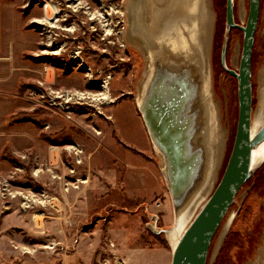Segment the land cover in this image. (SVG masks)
<instances>
[{
	"label": "rangeland",
	"instance_id": "obj_1",
	"mask_svg": "<svg viewBox=\"0 0 264 264\" xmlns=\"http://www.w3.org/2000/svg\"><path fill=\"white\" fill-rule=\"evenodd\" d=\"M128 2L0 0V264H171L162 230L172 229L175 217L162 158L138 109L148 64L129 41ZM211 3L208 94L215 130L223 128L226 139L195 214L225 170L239 117L238 83L221 62L226 0ZM249 6L235 0L237 24L244 26ZM112 8L114 34L107 36L90 14ZM242 45L243 33L234 28L230 69L239 67ZM262 68L264 0L252 60L254 114ZM105 92L109 100L93 102L92 95ZM57 93L74 100L65 104ZM262 167L219 228L208 264L257 263L264 245Z\"/></svg>",
	"mask_w": 264,
	"mask_h": 264
},
{
	"label": "water",
	"instance_id": "obj_2",
	"mask_svg": "<svg viewBox=\"0 0 264 264\" xmlns=\"http://www.w3.org/2000/svg\"><path fill=\"white\" fill-rule=\"evenodd\" d=\"M183 20L160 28L154 16L144 26L147 72L137 100L149 138L162 158L175 223L167 234L183 226L173 246L171 264H208L214 238L244 185L264 164L254 165V152L264 144V89L253 108L252 60L261 0H249L244 26L235 21V0H226V28L222 66L238 83L239 117L233 148L225 170L206 202L195 214L211 185L215 124L209 101L208 47L201 40L196 15L200 0H187ZM143 23V22H142ZM243 33L237 70L226 64L231 30ZM257 131L253 133L254 125Z\"/></svg>",
	"mask_w": 264,
	"mask_h": 264
},
{
	"label": "bare ground",
	"instance_id": "obj_3",
	"mask_svg": "<svg viewBox=\"0 0 264 264\" xmlns=\"http://www.w3.org/2000/svg\"><path fill=\"white\" fill-rule=\"evenodd\" d=\"M187 0H129L127 3V13H128V20H129V29H128V35H129V41L131 44L138 47L143 53V47H141L142 42L141 39L144 41L143 43L145 46L148 43V38L145 33L144 26L148 22L150 16H154L157 23L159 24L160 28H165L167 26L172 25L174 22L177 23L178 21H182L185 13H184V5L187 4ZM53 4V3H52ZM211 0H200V9L199 13L196 15V20L198 21L199 28H200V35L202 43L212 50L213 47V30L215 25V14L211 10ZM53 6H55L53 4ZM49 7V5L47 6ZM55 8V9H54ZM55 15L58 13L57 8L54 7ZM111 13L105 14V13H93L94 17L101 20V25L106 32V34H112L113 35V28L112 23H108L109 20H107V15L113 16L115 13V8L111 9ZM49 13V12H47ZM56 18V16H55ZM54 18V19H55ZM178 20V21H177ZM143 22V23H142ZM123 45V44H122ZM209 58V57H208ZM258 80L260 81V84L264 86V68L260 70ZM108 86V81H105V87ZM262 86V87H263ZM108 99L107 96L104 100ZM258 129V123H256L253 127V133L256 132ZM226 132L223 128L217 132L215 130V141L213 142V172L214 168L216 167L223 147L225 143ZM77 148V147H76ZM75 147H73L74 150H76ZM52 150L54 152H57L59 149L57 147H53ZM264 158V144L260 146L255 152L253 156V163L254 165H258ZM80 162V161H79ZM233 217L231 216L229 222L226 224V228L229 227L230 223L232 222ZM183 226L179 227L177 230H173L172 232L168 233V239L170 240L171 244L174 246L177 243V240L179 238V233L182 231ZM226 231V230H225ZM264 240V238H262ZM260 247V246H259ZM257 249V248H256ZM255 249V250H256ZM257 252L258 258L257 263L254 264H264V245L261 247V249H258Z\"/></svg>",
	"mask_w": 264,
	"mask_h": 264
},
{
	"label": "flooded vegetation",
	"instance_id": "obj_4",
	"mask_svg": "<svg viewBox=\"0 0 264 264\" xmlns=\"http://www.w3.org/2000/svg\"><path fill=\"white\" fill-rule=\"evenodd\" d=\"M249 13V12H248ZM91 16H92V19L93 20H96L97 21V23H99L100 24V26H101V29L102 30H104L103 29V27H102V25H101V20H99V19H97V18H95L94 17V15L93 14H90ZM247 16H248V14H246ZM56 19V18H55ZM55 19H53V20H55ZM58 21L59 20H55V22H54V25H52L53 27H58L57 26V23H58ZM246 21H247V17H246V20H245V24H246ZM259 23V22H258ZM244 24V25H245ZM257 28H258V26H257ZM74 29H69V31H73ZM114 34V33H113ZM107 36H110V35H112V34H106ZM57 53H59V52H57ZM74 57H77V55H75ZM106 81H108V80H106ZM108 85H109V81H108ZM103 87L105 88V89H108V87H105V82H104V84H103ZM108 95L109 96V94L107 93V92H105V93H103V94H99V95H92L91 97H92V100H93V102H95V103H101L104 99H105V95ZM84 95V94H83ZM81 95V97L79 98L80 100H82V99H87V97L84 95ZM109 99H110V96H109ZM108 99V100H109Z\"/></svg>",
	"mask_w": 264,
	"mask_h": 264
},
{
	"label": "built area",
	"instance_id": "obj_5",
	"mask_svg": "<svg viewBox=\"0 0 264 264\" xmlns=\"http://www.w3.org/2000/svg\"><path fill=\"white\" fill-rule=\"evenodd\" d=\"M58 95H56V98H63L64 100V103H70V102H73L74 100V97L73 96H70L69 94H65V93H57ZM76 96V95H75ZM84 96V95H83ZM44 97V96H43ZM78 98H79V95H78ZM56 104V103H55ZM57 105V104H56ZM59 106L62 107V104H60ZM66 106V105H65Z\"/></svg>",
	"mask_w": 264,
	"mask_h": 264
},
{
	"label": "trees",
	"instance_id": "obj_6",
	"mask_svg": "<svg viewBox=\"0 0 264 264\" xmlns=\"http://www.w3.org/2000/svg\"><path fill=\"white\" fill-rule=\"evenodd\" d=\"M232 32H233V29L231 30L230 37H231ZM229 40H230V39H229ZM263 167H264V164H263ZM263 167H262V168H263ZM260 169H261V168H260Z\"/></svg>",
	"mask_w": 264,
	"mask_h": 264
},
{
	"label": "crops",
	"instance_id": "obj_7",
	"mask_svg": "<svg viewBox=\"0 0 264 264\" xmlns=\"http://www.w3.org/2000/svg\"><path fill=\"white\" fill-rule=\"evenodd\" d=\"M4 1V0H3Z\"/></svg>",
	"mask_w": 264,
	"mask_h": 264
}]
</instances>
